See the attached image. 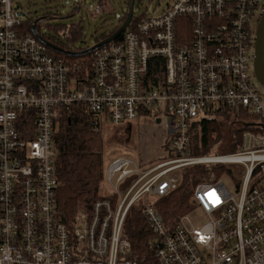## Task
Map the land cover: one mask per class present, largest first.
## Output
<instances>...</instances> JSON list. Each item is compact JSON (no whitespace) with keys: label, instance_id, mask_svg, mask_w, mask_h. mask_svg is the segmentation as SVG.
I'll list each match as a JSON object with an SVG mask.
<instances>
[{"label":"built area","instance_id":"2783aa9c","mask_svg":"<svg viewBox=\"0 0 264 264\" xmlns=\"http://www.w3.org/2000/svg\"><path fill=\"white\" fill-rule=\"evenodd\" d=\"M263 8L264 0H169L92 51L90 71L78 80L77 63L52 57L22 29L18 1L0 0V264H140L127 259L123 231L138 204L156 264H264V90L252 72V20ZM89 9L101 12L98 4ZM225 108L256 118L240 151L193 156L190 121ZM60 109L84 110L95 131L149 118L166 132L164 160L108 162L103 180L115 204L98 201L92 215L79 213L68 226L57 208ZM208 164L236 168L235 194L221 181L199 183L193 210L167 226L154 200L178 187L180 170ZM196 212L205 222L193 227Z\"/></svg>","mask_w":264,"mask_h":264},{"label":"trees","instance_id":"16d2710c","mask_svg":"<svg viewBox=\"0 0 264 264\" xmlns=\"http://www.w3.org/2000/svg\"><path fill=\"white\" fill-rule=\"evenodd\" d=\"M124 3L126 10L120 12L118 25L95 39V44L112 36L123 24L127 17L129 2L125 0ZM98 5L101 11L107 6L102 1H99ZM75 10L79 11V7L77 6ZM44 19L36 21V31L45 42L71 53H80L90 48L89 46H77L83 40V27L80 23L45 24L48 32L54 35H63V40H60L50 34L40 33L43 26L41 21ZM138 19L139 17L132 16L131 28ZM34 22L25 21L22 29L32 34L31 28ZM121 38L122 35H119L117 41ZM44 45L47 53L52 57L60 59L66 64L77 63L80 66L74 74L78 80H81L82 73L90 71L91 52L71 57ZM154 76L157 77L156 72H154ZM158 79L154 83H157ZM156 85L154 84V86ZM56 114L53 140L56 149V177L59 182L57 208L61 222L68 226L79 213L92 215V209L96 202L107 199L113 202L116 198L102 197L99 194L106 166L103 158L104 143L101 131L92 129L90 115L81 109H73L70 112L60 109L56 111ZM255 119L254 116L228 108L205 112L202 117L190 121L187 129L192 155L210 156L213 152L221 154V151L218 150V143L221 141L225 142V154L237 152L242 146L244 132L249 129L247 124ZM235 169V167L216 164L190 166L180 170L178 187L164 198L154 200V205L165 224L172 226L193 210L191 197L196 185L217 183L225 172H232ZM123 231L131 244L127 259L140 264H156L149 245L154 235L148 227L141 204L130 208L124 221Z\"/></svg>","mask_w":264,"mask_h":264},{"label":"rangeland","instance_id":"374dc122","mask_svg":"<svg viewBox=\"0 0 264 264\" xmlns=\"http://www.w3.org/2000/svg\"><path fill=\"white\" fill-rule=\"evenodd\" d=\"M17 1L20 12L26 17L24 19L34 22L45 18L41 21L43 24L40 30L41 34H50L53 37L63 40V35H54L53 33L48 32L44 25H70L72 23H80L83 27V40L77 44L78 47H92L95 44V39L99 38L102 34L113 30L118 25L120 12L126 10L124 3L125 0ZM99 1L107 4L106 8H104L100 13H95L89 9V7L97 5ZM168 2L169 0H134V17H138L143 13H160L166 7ZM77 6L79 7V11L75 10ZM260 15V11L256 12L255 17L252 20L254 30H256V26L258 24L257 19ZM100 133L103 136V158L106 165L114 158L120 156L129 157L136 163L145 167L152 166L165 159V153L159 145L161 137H165L166 132L161 127L154 125L152 120L149 118H143L140 122L134 121L130 132L126 127L108 126L103 128ZM224 136L226 135L224 134ZM224 145V141L219 142L218 150L221 151V154L213 152L211 155H229L225 154ZM240 149L237 152H239ZM241 178L242 176L240 175L238 176L232 172H225L221 176L220 181L223 182L231 194H235L236 187ZM112 192V188L105 180H103L99 190L100 196H110ZM115 202L116 201L113 200V204H115ZM190 219L192 220L193 227L201 225L205 222V218L200 212L192 214Z\"/></svg>","mask_w":264,"mask_h":264},{"label":"water","instance_id":"95a60500","mask_svg":"<svg viewBox=\"0 0 264 264\" xmlns=\"http://www.w3.org/2000/svg\"><path fill=\"white\" fill-rule=\"evenodd\" d=\"M128 11H127V17L123 24L120 26V28L109 38L105 39L104 41L93 45L88 50L80 52V53H71V52H65L63 50H60L58 48H55L51 44L45 42L42 37L37 33L36 31V21L32 25V33L37 39H39L41 42L46 44L51 49H55L58 53L64 54L66 56H80L83 54L90 53L98 48H100L103 45H106L112 40H115L124 33L127 27L131 24L132 16H133V6H134V0H128ZM20 15H23L22 13ZM253 59H252V72L253 76L256 80V82L260 85V87L264 90V8L262 10L261 16L259 18L258 24L256 26L255 31V37H254V49H253ZM156 123H159V120H156ZM131 128V125L128 126V129Z\"/></svg>","mask_w":264,"mask_h":264},{"label":"crops","instance_id":"0c3cea01","mask_svg":"<svg viewBox=\"0 0 264 264\" xmlns=\"http://www.w3.org/2000/svg\"><path fill=\"white\" fill-rule=\"evenodd\" d=\"M99 13H100V12H99ZM154 125H155V124H154ZM127 129H128V128H127ZM131 129H132V127H131V128H129V129H128V131L130 132V131H131ZM129 136H131V135H129ZM163 138H164V137H161V142H160V145H159L160 147H161V144H162Z\"/></svg>","mask_w":264,"mask_h":264}]
</instances>
